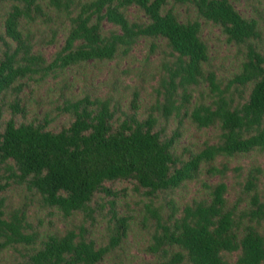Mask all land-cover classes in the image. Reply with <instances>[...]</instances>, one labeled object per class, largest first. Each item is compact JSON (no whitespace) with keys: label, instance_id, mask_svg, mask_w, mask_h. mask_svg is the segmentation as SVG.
I'll use <instances>...</instances> for the list:
<instances>
[{"label":"trees","instance_id":"16d2710c","mask_svg":"<svg viewBox=\"0 0 264 264\" xmlns=\"http://www.w3.org/2000/svg\"><path fill=\"white\" fill-rule=\"evenodd\" d=\"M174 1L194 7L199 17L219 25L230 42L243 48L238 73L223 82L214 71L205 70L210 54L201 21L183 22L173 9L164 11L169 0H0L11 3L4 32L0 31V119L5 94L20 93L24 79L35 75L45 79L70 66L127 55L141 37L164 39L171 56L159 81L158 98L144 119L137 95L128 111L112 107L110 98L66 100L62 109L73 120L59 131L48 128L49 116L41 121L18 120L16 113L26 116L18 96L10 104L13 112L0 134V162L16 181L65 219L80 213L95 223L109 206L102 213L109 216V241L97 247L84 226L79 232L72 228L39 240L38 230L28 221L27 206L6 211L5 198L0 196V249L41 244L21 264H99L104 260L127 238L133 219L119 213L118 192L108 185L118 181L131 182L135 191L150 199L146 217L155 221V230L149 251L169 256V261L151 264H228L226 253L238 254L235 264H264L263 169L254 164L244 175L242 166L218 162L264 151V49L257 43L258 21L243 17L231 0ZM133 5L146 20L128 17L126 10ZM50 9L70 22L64 44L51 60L34 50V33L23 31V20L34 24L42 18L51 23ZM105 22L118 29L105 31ZM50 33L49 44L55 42L58 31L50 28ZM203 83H208L210 102L201 96L194 102ZM118 112L124 119L116 125ZM172 118L179 126L168 135L165 126ZM185 118L198 128L219 132L216 142L206 141L186 159L176 152ZM231 170L239 186L233 206L224 181ZM203 172L221 177L215 184H206L207 196L183 208L173 199L165 206H154L155 197L175 192ZM5 187L0 184V192ZM101 194L106 204L97 201Z\"/></svg>","mask_w":264,"mask_h":264},{"label":"rangeland","instance_id":"374dc122","mask_svg":"<svg viewBox=\"0 0 264 264\" xmlns=\"http://www.w3.org/2000/svg\"><path fill=\"white\" fill-rule=\"evenodd\" d=\"M235 8L245 18H254L258 21L260 40L257 41L259 49H264V0H231ZM11 3H0V31L4 32L5 14ZM46 5V3H43ZM173 9L179 18L185 22L188 19H199L202 24V38L209 46L210 61L204 64L206 71H214L218 80L226 82L234 74L241 70L244 59L243 48L234 42H230L219 25L199 17L195 8L177 4L169 0L164 11ZM52 15L51 23L39 18L36 23H28L23 20V31L31 30L34 33V50L42 52L49 60L55 52L63 46L68 35L70 22L64 16L58 15L55 10H49ZM126 14L133 21L146 20V16L137 6H130ZM50 28H56L58 33L54 43H47L50 38ZM105 31L118 29L109 22L104 24ZM171 60L170 49L162 38L141 37L127 55L119 54L112 60L90 61L80 65L70 66L57 74H51L45 79L38 75L33 78L22 80L23 87L20 93L15 90L8 91L4 96V106L0 119V134L4 123L11 117L12 104L16 97L20 99L21 107L25 109L26 116L16 113L18 120L41 121L46 116L51 118L48 128L59 131L68 126L73 117L63 111L66 100H77L89 96L90 99L110 98L112 107L123 111L130 109L131 103L137 95L141 104L140 118L148 116L151 106L158 98L157 88L160 78L165 73V64ZM19 84V82L17 83ZM202 94V95H201ZM208 83L198 86L194 102L201 96L206 103L210 102ZM124 116L116 113L114 123L118 125ZM179 126L178 120L172 118L166 124V132L171 135L172 131ZM183 133L177 147V154H182L186 159L188 153L198 152L199 148L206 142H216L218 130L215 128H198L189 118L183 120L180 127ZM225 161L231 167L242 166L246 175L248 169L254 164H259L263 173L260 176V190L264 193V151H252L240 154L232 159L220 158L218 162ZM5 169L0 162V184L5 189L0 196L5 198L6 211L26 205L28 221L37 229L39 240H46L49 235L64 234L68 229H76L79 232L81 226L87 229V236L94 239L96 246H105L109 241V221L107 213L108 205L103 208L102 213L97 215V222L85 219L82 214L75 213L65 219L55 208H46L40 202L38 194L28 191L24 184H20ZM221 180L220 176H210L203 172L199 178L188 181L170 194H160L153 199L156 207L165 206L166 201L173 199L177 206L183 208L194 200L207 196L206 184H215ZM243 180V179H241ZM229 186L227 194L230 206L235 205L238 198L239 186L235 173L231 170L224 179ZM118 192V208L121 216L132 215L131 228L127 238L114 251L108 253L99 264H151L169 261V256L163 258L149 251L152 244V233L155 230V221L147 219L146 204L150 199L144 194L134 190L131 182L118 181L108 184ZM99 203L106 204L103 194L96 197ZM246 205L243 204L241 208ZM168 209L165 207L164 212ZM264 230V224H263ZM3 239L0 238V243ZM41 246L40 242L35 245L14 244L0 249V264H21L26 261L29 254ZM177 250V249H175ZM228 264H235L238 254L226 253Z\"/></svg>","mask_w":264,"mask_h":264}]
</instances>
